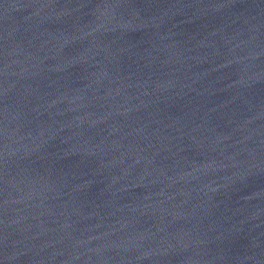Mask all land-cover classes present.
Instances as JSON below:
<instances>
[{
  "label": "water",
  "instance_id": "water-1",
  "mask_svg": "<svg viewBox=\"0 0 264 264\" xmlns=\"http://www.w3.org/2000/svg\"><path fill=\"white\" fill-rule=\"evenodd\" d=\"M0 264H264V0H0Z\"/></svg>",
  "mask_w": 264,
  "mask_h": 264
}]
</instances>
